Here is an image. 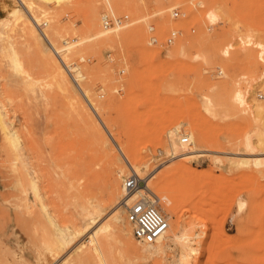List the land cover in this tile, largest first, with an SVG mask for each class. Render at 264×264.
<instances>
[{"label": "rangeland", "instance_id": "obj_1", "mask_svg": "<svg viewBox=\"0 0 264 264\" xmlns=\"http://www.w3.org/2000/svg\"><path fill=\"white\" fill-rule=\"evenodd\" d=\"M212 11L219 15L214 25ZM106 14L126 15L130 25L104 32ZM172 31V46L150 43ZM262 88L264 0H0V116L22 156L16 160L0 124V264H77L73 252L54 253L51 219L64 227L75 211L99 207L90 231L114 212L121 219L111 223L120 243L103 247L107 264L121 257L134 264H264V128L248 111H223L235 90L246 91L250 105ZM209 100L215 117L205 108ZM174 135L192 136L181 145L194 154L173 158ZM248 135L256 152L247 156ZM134 174L165 196L173 213L156 207L167 222L179 223L150 260V246L134 239L119 205L123 181ZM111 179L118 185L113 203ZM91 241H80L83 264H104Z\"/></svg>", "mask_w": 264, "mask_h": 264}, {"label": "bare ground", "instance_id": "obj_2", "mask_svg": "<svg viewBox=\"0 0 264 264\" xmlns=\"http://www.w3.org/2000/svg\"><path fill=\"white\" fill-rule=\"evenodd\" d=\"M38 2L41 5H60V3L67 1V0H33ZM104 3H108V0H103ZM26 3H28L26 1ZM38 5V4H37ZM63 5V4H62ZM32 6V5H31ZM27 7V6H26ZM37 7V6H36ZM35 7V8H36ZM54 7V6H53ZM57 7V6H56ZM55 7V8H56ZM33 8V7H32ZM50 8V7H48ZM52 8V7H51ZM46 9V8H45ZM33 10V9H32ZM39 10V9H38ZM41 10V9H40ZM39 10V11H40ZM53 11V9H51ZM46 11V10H45ZM50 11V10H49ZM48 11V12H49ZM55 11V10H54ZM30 12V11H29ZM36 13V12H35ZM56 13V11H55ZM37 14V13H36ZM55 15V14H54ZM207 19L208 22L211 25L217 24V22L219 21V15L217 12L212 11V12H208L207 13ZM33 21V20H32ZM31 21V22H32ZM94 22V21H93ZM92 21H89V26L91 28V30H94V23ZM36 25V24H35ZM37 26V25H36ZM43 26H46V24H43ZM38 28V26H37ZM42 32V31H41ZM97 39L101 37L100 33H96L95 34ZM105 35V34H104ZM104 37V36H103ZM105 40V39H104ZM48 44H50L48 42ZM53 66V65H52ZM55 67V66H54ZM54 69V68H53ZM261 87V86H260ZM78 88V87H77ZM262 92H264V88L261 89ZM81 93V92H80ZM261 93V92H260ZM246 91H242V90H235L234 92L231 93V96L228 97V101L227 103H229V105L226 104V107L224 108V113L225 114H237L240 111L244 112V111H248L250 113V115L253 116V118L255 119V122L260 125L262 128H264V104H262L261 101H259L257 99V97L253 98V96L251 95V101H250V105L247 104V99L246 98ZM207 104H205V108L207 110H209V114L213 117H215V104L209 100V102H206ZM209 103V104H208ZM246 107V108H245ZM246 113V112H245ZM222 114V113H221ZM243 114V113H242ZM224 117V115H222ZM226 117V116H225ZM224 117V118H225ZM227 118V117H226ZM0 124L3 128L4 134H5V142L6 144L13 149V151L17 154L16 160L21 161V155H18V152L20 150V143L18 140V137L15 133H11V132H7L6 127L2 125V120H1V116H0ZM256 124V125H257ZM5 125V124H4ZM261 133V131H260ZM264 134V133H262ZM261 134V135H262ZM258 135V134H257ZM258 135V136H261ZM179 135H174L172 136L171 139V146H170V150H171V154L174 156L173 158H180L184 155H191L194 154V150L193 149H189V147L186 146H182L181 142L184 138H178ZM189 139L191 140V142H193V138L192 136H188ZM188 139V140H189ZM113 140L117 143L118 145V150L120 151V155H122V157H124L123 159L125 160H130L131 154L128 151V149L123 145V143L120 141L119 138L113 137ZM190 143V142H189ZM259 143V140H258ZM262 143H264V141H262ZM192 144V143H191ZM260 144V143H259ZM190 145V144H189ZM261 145V144H260ZM242 148L243 151L247 152V156L250 154H253V152L256 150H254V146H253V141L251 139V137L248 135V137L244 138V140L242 141ZM241 151V150H240ZM256 152V151H255ZM16 156V155H15ZM14 156V157H15ZM234 156H238L237 154H234ZM241 156V155H240ZM23 166V165H22ZM135 166V165H134ZM133 169V167L131 168ZM115 170V169H114ZM133 171V170H132ZM191 172L188 173V176H192L190 174ZM112 175V174H111ZM113 177V176H112ZM120 180V179H119ZM144 182V181H143ZM121 185V184H120ZM146 184L143 186V184L141 185V189H145L148 190L152 195H154V202H153V206L156 207L159 206V204L163 205L167 210H169L170 212V206L167 204L165 196L162 195L161 192H159L158 190H156V188H145ZM35 187L32 188V191L34 192ZM120 188V187H119ZM91 190V189H90ZM118 191V185L116 184L114 179L110 180L109 186L107 187V197L109 198L110 202H112L115 198V195H117ZM96 192V191H95ZM141 193V192H140ZM97 194V192H96ZM143 194V193H141ZM148 194V193H146ZM150 194V195H151ZM92 195V193L90 194ZM93 195L94 192H93ZM100 195V194H99ZM87 196V195H85ZM97 196V195H96ZM117 197V196H116ZM86 200V198H83ZM93 199V198H92ZM95 199V197H94ZM88 200V199H87ZM98 200V199H97ZM152 200V199H151ZM94 201V200H93ZM92 201V203H93ZM100 202V201H99ZM81 203V202H80ZM83 203L85 204L84 200ZM98 203V202H97ZM96 203V204H97ZM102 203V202H100ZM99 203V206H100ZM113 203V202H112ZM84 204H82V206H84ZM89 204V202H88ZM80 205V204H79ZM91 205V204H90ZM103 205V204H102ZM120 205V204H119ZM78 206V204H77ZM92 206V205H91ZM98 206V205H97ZM118 206V205H117ZM79 208H81V206H78ZM89 207V205H88ZM86 209V207H84ZM98 208V207H97ZM105 208V207H104ZM103 207H99L98 209H94L93 211H75L74 214H72V216L69 218L68 221V225L61 227L58 226L55 222L54 219H51V224L53 226V235H52V245L54 247V253L58 256L61 252H64L65 255L69 254L70 252L75 253L74 256L77 262V264H83L84 260L86 258L85 255V251H84V247H80V241L82 240V238L84 236H89L92 241H91V251L93 253V255L99 259L102 263L107 264L105 261V257L106 255H104L103 253V247L105 244L108 245L109 241L111 240L113 245L118 246L117 243H120L118 241V239L113 235L112 233V221H118L121 220L119 219L120 217L118 215L115 214V212L113 213V216L111 218V220H109V218L107 217L106 221L104 223H102V225H97V227L95 229H93V231H90L93 226H95L99 221V218H101L100 216L102 215L103 211H104ZM117 208V207H114ZM160 208V207H159ZM158 208V209H159ZM82 209V208H81ZM92 209V208H91ZM161 209V208H160ZM77 210V208H76ZM79 210V209H78ZM173 213V212H172ZM112 214V213H111ZM102 222V221H101ZM129 224V223H128ZM168 227L167 230L165 231V233L158 239L155 241V243H153L152 245H145V246H150V249L147 253V258L150 260L151 257H154L155 255H159L162 251L161 248H159L157 246V244L160 243V241L162 240V238H164L168 233L172 232V233H176L179 231V223L177 221L175 222H171L168 220L167 222ZM131 227V226H130ZM132 229V227H131ZM133 233V232H132ZM169 236V235H168ZM170 237V236H169ZM122 243V242H121ZM141 244V243H140ZM144 245V244H142ZM132 246V245H131ZM136 247V246H135ZM115 250V249H114ZM117 251V250H116ZM131 251V250H130ZM135 252V251H134ZM141 252V251H140ZM139 252V253H140ZM116 253V252H115ZM130 253V252H129ZM132 253V252H131ZM106 254V253H105ZM121 254V253H120ZM124 254V253H123ZM64 255V256H65ZM122 255V254H121ZM141 256V254H138ZM63 256V255H62ZM125 256V255H122ZM144 256V255H143ZM132 257V256H130ZM59 258V257H58ZM57 258V259H58ZM119 258V257H118ZM134 258V257H133ZM71 259V258H70ZM72 259V260H73ZM141 259V258H140ZM146 259V258H145ZM71 260V261H72ZM139 260V258L137 259ZM118 261V260H117ZM136 262V260H135ZM140 262V261H139ZM146 262V261H145ZM75 263V262H74ZM138 263V262H137ZM141 263V262H140ZM66 264H70V260H68L66 262ZM119 264H134L133 260L127 259V258H122L119 260Z\"/></svg>", "mask_w": 264, "mask_h": 264}, {"label": "built area", "instance_id": "obj_3", "mask_svg": "<svg viewBox=\"0 0 264 264\" xmlns=\"http://www.w3.org/2000/svg\"><path fill=\"white\" fill-rule=\"evenodd\" d=\"M173 19H179L180 13L173 10L171 13ZM102 30L104 32H113L121 30L130 25L128 16H115L111 14L103 15L101 18ZM41 31V27L38 26ZM149 32L154 34V26H149ZM178 37L176 31H172L166 40L159 44L155 37L150 38V43L159 45L164 48L172 46ZM257 99L264 102V94H258ZM183 145H189L188 138H184L181 142ZM141 179L137 175H131L123 181L122 191L123 199L120 206L124 209L126 220L132 227L134 239L144 245H152L167 230L168 224L163 214L153 206L152 200L148 199L149 195H142Z\"/></svg>", "mask_w": 264, "mask_h": 264}, {"label": "crops", "instance_id": "obj_4", "mask_svg": "<svg viewBox=\"0 0 264 264\" xmlns=\"http://www.w3.org/2000/svg\"><path fill=\"white\" fill-rule=\"evenodd\" d=\"M1 127V126H0ZM1 129V128H0Z\"/></svg>", "mask_w": 264, "mask_h": 264}]
</instances>
